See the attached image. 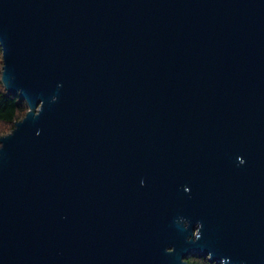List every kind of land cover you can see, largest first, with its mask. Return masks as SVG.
I'll return each mask as SVG.
<instances>
[{"label":"water","instance_id":"1","mask_svg":"<svg viewBox=\"0 0 264 264\" xmlns=\"http://www.w3.org/2000/svg\"><path fill=\"white\" fill-rule=\"evenodd\" d=\"M0 48V264H264V0H0Z\"/></svg>","mask_w":264,"mask_h":264},{"label":"trees","instance_id":"2","mask_svg":"<svg viewBox=\"0 0 264 264\" xmlns=\"http://www.w3.org/2000/svg\"><path fill=\"white\" fill-rule=\"evenodd\" d=\"M1 48H0V78H1ZM27 112L23 101L8 94L0 82V137L8 134L14 127V123L21 120ZM8 130V131H7ZM190 264H208L205 260L199 259L189 261Z\"/></svg>","mask_w":264,"mask_h":264},{"label":"flooded vegetation","instance_id":"3","mask_svg":"<svg viewBox=\"0 0 264 264\" xmlns=\"http://www.w3.org/2000/svg\"><path fill=\"white\" fill-rule=\"evenodd\" d=\"M195 232H196V231L194 230L193 233L195 234ZM207 258H208V256H206V257H202V256H200L199 254H191V255H189V256L186 258L185 261H187L188 264H190L189 261H194V260L203 259V260H205V261L208 263ZM208 264H210V263H208ZM214 264H215V263H214Z\"/></svg>","mask_w":264,"mask_h":264},{"label":"rangeland","instance_id":"4","mask_svg":"<svg viewBox=\"0 0 264 264\" xmlns=\"http://www.w3.org/2000/svg\"><path fill=\"white\" fill-rule=\"evenodd\" d=\"M2 66V65H1ZM8 131V130H7ZM8 133H9V131H8Z\"/></svg>","mask_w":264,"mask_h":264}]
</instances>
